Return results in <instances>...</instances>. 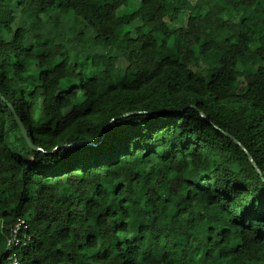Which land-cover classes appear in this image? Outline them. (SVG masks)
Segmentation results:
<instances>
[{"label":"trees","instance_id":"trees-1","mask_svg":"<svg viewBox=\"0 0 264 264\" xmlns=\"http://www.w3.org/2000/svg\"><path fill=\"white\" fill-rule=\"evenodd\" d=\"M17 220L20 264H264V0H0V264Z\"/></svg>","mask_w":264,"mask_h":264},{"label":"rangeland","instance_id":"rangeland-1","mask_svg":"<svg viewBox=\"0 0 264 264\" xmlns=\"http://www.w3.org/2000/svg\"><path fill=\"white\" fill-rule=\"evenodd\" d=\"M133 20H135V16L132 17ZM186 19H187V15L186 14H182L180 17H179V24L180 25H184L185 22H186ZM28 21L27 18H24L23 20H18L17 22L19 23H22V24H26V22ZM133 26H136V21H135V24H133ZM58 34L60 35H63L64 38H62L60 41L63 42L68 48H70L73 52H74V55H73V61L75 60V55L78 53V49L80 47V43H81V40L79 37H75L71 34L68 33L67 31V28L66 27H61L58 29L57 31ZM136 35H137V38L139 41H142L144 39V37L141 35V31L140 29H136ZM103 52V49H100L98 50V54L102 53ZM213 55H216L214 53H210L209 54V58H212ZM218 56V55H217ZM216 58V57H214ZM119 64L121 65L122 64V60L119 61ZM88 75L89 77H92V76H99L98 73L95 72L94 68H90L89 69V72H88ZM201 207H203L202 205H199ZM173 237H176L174 234H172ZM178 264H184L183 262H178Z\"/></svg>","mask_w":264,"mask_h":264},{"label":"built area","instance_id":"built-area-1","mask_svg":"<svg viewBox=\"0 0 264 264\" xmlns=\"http://www.w3.org/2000/svg\"><path fill=\"white\" fill-rule=\"evenodd\" d=\"M26 229L27 225L23 220H17V222L11 227L7 239V249H11L12 252L9 254L4 264H20L15 249L21 243L20 236L25 238L26 235L24 234V231H26Z\"/></svg>","mask_w":264,"mask_h":264},{"label":"water","instance_id":"water-1","mask_svg":"<svg viewBox=\"0 0 264 264\" xmlns=\"http://www.w3.org/2000/svg\"><path fill=\"white\" fill-rule=\"evenodd\" d=\"M16 121H17V124H18V128L24 138V140L26 141L27 145L32 149V150H35L36 148L31 144V141L28 137V133L24 127V125L22 124L21 120L16 118Z\"/></svg>","mask_w":264,"mask_h":264}]
</instances>
